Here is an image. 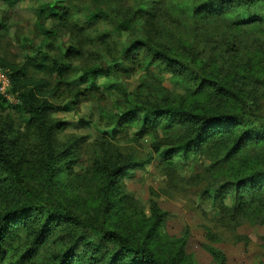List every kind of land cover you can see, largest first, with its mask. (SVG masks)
I'll return each instance as SVG.
<instances>
[{
	"label": "rangeland",
	"instance_id": "rangeland-1",
	"mask_svg": "<svg viewBox=\"0 0 264 264\" xmlns=\"http://www.w3.org/2000/svg\"><path fill=\"white\" fill-rule=\"evenodd\" d=\"M196 1L146 0L149 20L144 19L145 15L138 20L137 30L118 32L112 30L134 12L135 0H0V58L27 75L54 84L58 77L50 72H38V65L44 63L49 67L54 60L74 68L93 69L99 88L97 93H84L75 99L67 84L75 88L80 85L71 73L67 74L64 81L67 84L60 86L62 93L56 92L48 99L52 109L47 118L51 124H59L49 144L44 133L22 111L21 104L0 103V130L10 138L9 152L25 179L32 181L44 176L42 165L48 146L53 152H61L73 142L78 162L62 180L71 198L77 200H93L96 188L103 184L93 170L98 163L122 166L131 160L142 162L121 170L123 173L118 177V198L122 197L123 208L121 227L126 230L148 226L155 203L161 212L157 250L171 257L184 244L180 264H215L210 249L222 252L225 264H264V223L261 222L264 202L248 203L234 211L230 204L232 196L226 194L214 204L205 192L210 183L226 180L229 173V167L219 161L223 156L219 146L200 148L186 160L173 156L168 162L164 160L167 145L163 142L156 153L153 137L136 139L132 125L126 121L124 129L116 133L101 116V110L111 108L115 96L107 89L111 83L99 70H113L122 57L123 46H132L130 42L137 37L149 45L174 48L176 53L187 54L185 44H189L203 59L212 58L216 73L201 86L198 82H187L189 79L180 81L171 73L159 74L162 85L179 103L218 106L228 102L232 106L242 105L248 111L264 112L262 84L252 79L245 86L240 75V86L231 82V77L242 70L255 73L260 70L264 75V55L257 54L259 48L248 33L233 30L224 19L190 17L177 8ZM48 5L59 8L62 19L48 13L39 15L40 9ZM90 12L95 13L88 20L86 16ZM231 34L235 42L229 44L227 53L221 54L219 45ZM116 73L128 92L137 89L144 74L138 69L132 71L131 67L127 72ZM240 88L245 90V104L250 107L231 96L230 90ZM156 137V141H163L160 133ZM10 184L8 175L0 168V192ZM7 206V199L0 193V212ZM21 243H25L23 237ZM60 248V242L50 244L38 252L31 264H46L44 258Z\"/></svg>",
	"mask_w": 264,
	"mask_h": 264
},
{
	"label": "trees",
	"instance_id": "trees-1",
	"mask_svg": "<svg viewBox=\"0 0 264 264\" xmlns=\"http://www.w3.org/2000/svg\"><path fill=\"white\" fill-rule=\"evenodd\" d=\"M135 2L134 12L121 19L112 31H134L137 30L138 20L141 21L145 15L144 19L149 20L146 0ZM177 8L190 17L224 19L233 30L248 33L259 48L257 54L264 55V0H197ZM42 13L62 19L56 6H43L39 15ZM94 13L90 12L87 19ZM233 34L219 45L221 54L230 50ZM132 43V46H123L122 57L114 64L113 70H99L111 83L107 89L115 96L111 108L101 110V116L112 125L113 131L119 133L124 129L123 123L129 122L136 139L153 137L156 153L162 142L167 145L164 160L168 162L173 156L186 160L200 148L219 146L223 153L219 161L229 167V173L226 180L209 184L205 191L208 197L215 204L226 194L232 196L230 204L234 211L255 201L263 203L264 185L254 183L251 178L264 174V138L257 135L264 130V112L248 111L242 105L232 106L228 102L218 106L179 103L162 85L159 74L171 73L180 81L189 79L187 82H198L201 86L205 81L212 80L216 73L215 66L211 64L212 58L203 59L189 44H185L189 50L186 54L176 53L174 48L149 45L142 37L133 39ZM130 52L136 53L134 58L130 57ZM260 62V59L257 60L258 64ZM0 67L7 71L12 91L19 93L22 111L44 133L48 144L53 130L59 125L51 124L47 118L52 109L48 99L56 92L62 93L60 86L67 84L64 82L67 74L71 73L80 87L84 86L81 89L67 84L75 99L84 96V93L99 92L96 70L93 69L74 68L54 60L49 67L44 63L38 65V72H50L58 77V82L54 84L27 75L2 58ZM129 67L132 71L138 69L144 73L133 92L127 91L126 84L119 81L116 73L120 70L127 72ZM239 75L245 86L252 79L264 86V75L260 70L259 73L253 70L236 72L231 82L240 86ZM220 88L227 91L223 85ZM244 91L241 88L230 90V94L235 101L245 104ZM0 103L8 104L1 96ZM159 133L163 137L160 142L156 141ZM10 143L5 131L0 130V168L6 172L11 183L0 192L8 202L5 210L0 212V264H31L41 249L58 242L61 248L44 258L46 264H69V260L72 264H112V257L118 252L125 253V264H180L184 244L178 246L171 257L157 250L161 212L155 203L151 207L148 226H134L126 230L121 227L123 208L120 203L122 197L118 198V177L123 173L121 170L142 165V162L131 160L122 166L106 162L95 165L93 170L103 184L96 188L94 199L86 202L71 198L62 180L78 162L73 142L61 152H53L48 146L42 165L44 176L35 181L25 179L24 172L9 152ZM150 159L148 157L147 161ZM261 222L264 223V209ZM21 237L25 243H21ZM210 253L215 264H225L222 252L210 249Z\"/></svg>",
	"mask_w": 264,
	"mask_h": 264
},
{
	"label": "built area",
	"instance_id": "built-area-1",
	"mask_svg": "<svg viewBox=\"0 0 264 264\" xmlns=\"http://www.w3.org/2000/svg\"><path fill=\"white\" fill-rule=\"evenodd\" d=\"M0 96L12 105H19L20 99L17 93L12 91V84L7 71L0 67Z\"/></svg>",
	"mask_w": 264,
	"mask_h": 264
},
{
	"label": "snow or ice",
	"instance_id": "snow-or-ice-1",
	"mask_svg": "<svg viewBox=\"0 0 264 264\" xmlns=\"http://www.w3.org/2000/svg\"><path fill=\"white\" fill-rule=\"evenodd\" d=\"M129 55L130 57L134 58L136 53L130 52ZM248 135H251V133H248ZM257 135H260L262 138H264V130L258 132ZM251 179L253 180L254 183H259L261 185H264V174H261L258 177H253ZM124 256H125L124 252H118L116 255L112 257V264H125ZM69 264H72L71 260H69Z\"/></svg>",
	"mask_w": 264,
	"mask_h": 264
}]
</instances>
